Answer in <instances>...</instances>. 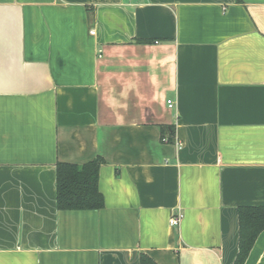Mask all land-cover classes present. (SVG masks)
Returning <instances> with one entry per match:
<instances>
[{"label":"crops","instance_id":"1","mask_svg":"<svg viewBox=\"0 0 264 264\" xmlns=\"http://www.w3.org/2000/svg\"><path fill=\"white\" fill-rule=\"evenodd\" d=\"M98 156L104 206L59 210ZM263 205L264 0H0V264H234Z\"/></svg>","mask_w":264,"mask_h":264},{"label":"trees","instance_id":"2","mask_svg":"<svg viewBox=\"0 0 264 264\" xmlns=\"http://www.w3.org/2000/svg\"><path fill=\"white\" fill-rule=\"evenodd\" d=\"M168 131H171L167 127ZM171 134V133H170ZM170 140H173L170 137ZM100 156L83 164L60 162L57 165V207L59 210H97L104 206L99 190ZM264 230V205L239 208V249L234 264H244L258 237ZM141 264H157L142 254Z\"/></svg>","mask_w":264,"mask_h":264},{"label":"built area","instance_id":"3","mask_svg":"<svg viewBox=\"0 0 264 264\" xmlns=\"http://www.w3.org/2000/svg\"><path fill=\"white\" fill-rule=\"evenodd\" d=\"M92 33H94V31H92ZM169 106L172 107L173 104H169ZM183 217H184V214L182 212H178V213L174 214L173 216H171L170 223L172 225H178L181 222V220L183 219Z\"/></svg>","mask_w":264,"mask_h":264}]
</instances>
